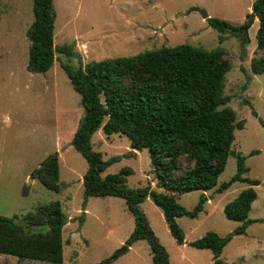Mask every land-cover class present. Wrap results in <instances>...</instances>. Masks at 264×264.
<instances>
[{
	"label": "rangeland",
	"instance_id": "374dc122",
	"mask_svg": "<svg viewBox=\"0 0 264 264\" xmlns=\"http://www.w3.org/2000/svg\"><path fill=\"white\" fill-rule=\"evenodd\" d=\"M254 0H52L55 12L54 61L44 72L29 67L33 22V0H0V215L30 231L23 216L38 206L59 200L65 215L62 228L63 260L59 264H93L125 243L134 228V215L125 199L114 195L85 196L83 176L86 158L75 149L72 138L84 114L80 94L64 68L77 69L105 58L133 55L162 46L190 44L205 50L216 47L231 64L224 78L227 104L244 120L234 131L232 149L245 156V176L257 179V197L252 202L243 233L234 229L244 221L225 215V205L250 186L235 181L221 192L192 190L177 201L192 209L204 193L208 200L196 217L182 215L177 222L184 232L183 243L171 235L164 214L150 196L139 207L165 247L170 264H216L210 248L191 241L208 231L221 236L231 233L220 258L225 264H264V73H252L251 59L258 56L256 17L248 35L221 33L208 18H219L233 26H245ZM204 9L203 18L197 10ZM222 41H219L220 37ZM253 110L256 114L253 113ZM106 119V118H105ZM105 121V120H104ZM92 147L108 164L102 176L129 167L126 184L138 188L158 185V176L147 148L136 149L121 132L107 134L102 127L91 136ZM59 162L58 192L47 188L33 175L50 155ZM236 172V158L230 154L217 186ZM0 264H52L44 260L19 259L0 253ZM109 264H156L146 238L136 239L128 251Z\"/></svg>",
	"mask_w": 264,
	"mask_h": 264
},
{
	"label": "trees",
	"instance_id": "16d2710c",
	"mask_svg": "<svg viewBox=\"0 0 264 264\" xmlns=\"http://www.w3.org/2000/svg\"><path fill=\"white\" fill-rule=\"evenodd\" d=\"M32 9L29 67L44 72L53 64L56 51L53 43L55 12L52 0H33ZM252 10L258 18L256 41L260 53L251 59L250 68L254 74L264 73V0H254ZM208 20L221 33L236 32L237 26L226 20ZM222 40L221 36L219 41ZM64 68L84 108L71 142L89 165L83 176L85 196L122 197L135 221L125 243L93 264L111 263L127 252L138 238L149 241L156 264H170L167 250L139 207L148 196L161 208L171 235L178 243H183L184 232L177 217H196L208 198L202 193L197 204L187 209L177 201V196L212 188L221 192L235 181H245L250 186L224 207L228 218L244 221L234 233L245 231L246 225L253 221L248 216L257 197L253 185L259 181L244 175L248 170L245 156L232 149L234 131L243 127L244 120H237L235 110L227 104L230 97L223 93L225 74L231 64L222 48L205 50L184 43L105 58L77 69ZM253 113L256 114L254 110ZM99 127L107 134H126L136 149L147 148L163 191L153 189L150 184L138 188L127 186L129 167L102 176L116 157L104 160L101 152L93 149L91 136ZM230 154L236 158V172L217 186L218 176ZM33 175L47 188L58 192L57 153L50 155ZM14 218L16 216L0 215V253L52 264L62 262V228L66 221L59 200L38 206L35 212L23 216L28 227L47 226L45 231H30ZM231 237V233L221 236L208 231L191 244L210 248L216 264H225L220 255Z\"/></svg>",
	"mask_w": 264,
	"mask_h": 264
},
{
	"label": "water",
	"instance_id": "95a60500",
	"mask_svg": "<svg viewBox=\"0 0 264 264\" xmlns=\"http://www.w3.org/2000/svg\"><path fill=\"white\" fill-rule=\"evenodd\" d=\"M190 10H197V11H199V12L201 13V15H202L203 18H208V17H209L208 13H207L204 9H202V8H199V7H196V6H195V7H191ZM256 17H257V16H256V14L254 13V11H251V12L249 13L247 23H246V25L243 27V30H244V32H245L246 35H248L249 27L252 25V23H253V21H254V19H255Z\"/></svg>",
	"mask_w": 264,
	"mask_h": 264
},
{
	"label": "flooded vegetation",
	"instance_id": "af4514ba",
	"mask_svg": "<svg viewBox=\"0 0 264 264\" xmlns=\"http://www.w3.org/2000/svg\"><path fill=\"white\" fill-rule=\"evenodd\" d=\"M243 27H244L243 25H241V26H237V28H236L235 31H236V32L241 31V30L243 29ZM243 32H244V30H243Z\"/></svg>",
	"mask_w": 264,
	"mask_h": 264
}]
</instances>
